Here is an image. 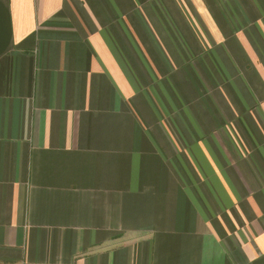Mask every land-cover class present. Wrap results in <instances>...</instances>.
<instances>
[{"label": "crops", "instance_id": "1", "mask_svg": "<svg viewBox=\"0 0 264 264\" xmlns=\"http://www.w3.org/2000/svg\"><path fill=\"white\" fill-rule=\"evenodd\" d=\"M0 263L264 264V0H0Z\"/></svg>", "mask_w": 264, "mask_h": 264}, {"label": "built area", "instance_id": "2", "mask_svg": "<svg viewBox=\"0 0 264 264\" xmlns=\"http://www.w3.org/2000/svg\"><path fill=\"white\" fill-rule=\"evenodd\" d=\"M0 264H25V263H0Z\"/></svg>", "mask_w": 264, "mask_h": 264}]
</instances>
